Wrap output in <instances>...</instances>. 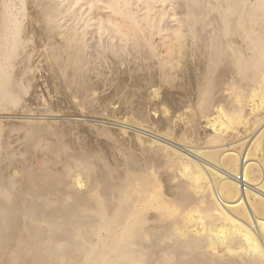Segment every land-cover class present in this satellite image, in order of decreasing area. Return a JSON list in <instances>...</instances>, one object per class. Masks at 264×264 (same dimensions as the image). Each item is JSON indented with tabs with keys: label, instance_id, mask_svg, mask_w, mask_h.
Instances as JSON below:
<instances>
[{
	"label": "bare ground",
	"instance_id": "1",
	"mask_svg": "<svg viewBox=\"0 0 264 264\" xmlns=\"http://www.w3.org/2000/svg\"><path fill=\"white\" fill-rule=\"evenodd\" d=\"M66 1L45 0L42 14L65 28L68 63L82 70L89 59L76 43L81 16ZM161 1L141 7L150 12ZM185 1L184 29L174 47L162 44L157 63L163 85L175 90L164 94L163 130L138 126L155 134L150 144L170 160L167 181L87 160L90 180L73 182L64 170L73 165L49 156L25 178L4 171L0 264H264V0ZM1 2L0 103L8 104L19 99L7 32L17 12L12 0ZM119 2L135 17L134 0L108 6L117 10ZM132 47V63H147L152 47L139 35Z\"/></svg>",
	"mask_w": 264,
	"mask_h": 264
},
{
	"label": "rangeland",
	"instance_id": "2",
	"mask_svg": "<svg viewBox=\"0 0 264 264\" xmlns=\"http://www.w3.org/2000/svg\"><path fill=\"white\" fill-rule=\"evenodd\" d=\"M12 1L17 18L7 32L17 52L10 55V65L19 99L0 103V115H4L0 116V173L25 178L30 166L41 170L43 158L49 156L60 167L66 159L73 165L71 170L63 168L73 182L90 180L89 167L83 163L87 160L114 174L144 170L155 181H167L172 173L170 160L150 144L155 134L138 126L149 124L154 132L163 130L164 94L172 96L175 90L163 85L157 63L162 44L174 47L184 29L180 4L186 1L162 0L157 4L160 10L146 12L143 0H134L132 17L122 2L115 10L108 6L110 0H67L64 5L71 7L69 12L81 16L76 43L80 47L83 41L81 54L89 59L82 70L68 63L71 49L62 34L65 28L42 14L45 0ZM17 29L20 35L13 39ZM138 35L152 48L147 63L134 65L132 46ZM58 46L64 49L58 52L61 57L55 53ZM171 51L174 56L175 50ZM171 102L170 110L175 109ZM22 115H30L29 120L37 119L36 123L26 122ZM138 134L144 136L143 141ZM169 146L183 149L175 143Z\"/></svg>",
	"mask_w": 264,
	"mask_h": 264
}]
</instances>
